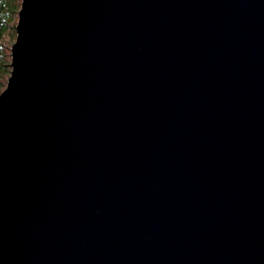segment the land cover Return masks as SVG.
Instances as JSON below:
<instances>
[{
  "label": "water",
  "instance_id": "1",
  "mask_svg": "<svg viewBox=\"0 0 264 264\" xmlns=\"http://www.w3.org/2000/svg\"><path fill=\"white\" fill-rule=\"evenodd\" d=\"M0 93V264H264V0H21Z\"/></svg>",
  "mask_w": 264,
  "mask_h": 264
},
{
  "label": "trees",
  "instance_id": "2",
  "mask_svg": "<svg viewBox=\"0 0 264 264\" xmlns=\"http://www.w3.org/2000/svg\"><path fill=\"white\" fill-rule=\"evenodd\" d=\"M19 1L21 2V0ZM13 4L15 5L14 1ZM13 4L12 0H0V69L7 72V74L11 71V65L10 63L1 64V62H5L8 58L11 60V47L10 44L6 42V39L9 34H16V24L19 11L17 8L14 9ZM6 84L7 81H5V79L1 81L0 93L6 87Z\"/></svg>",
  "mask_w": 264,
  "mask_h": 264
},
{
  "label": "rangeland",
  "instance_id": "3",
  "mask_svg": "<svg viewBox=\"0 0 264 264\" xmlns=\"http://www.w3.org/2000/svg\"><path fill=\"white\" fill-rule=\"evenodd\" d=\"M13 1H14L15 5L13 4ZM18 1L19 0H12L13 7H14V9L17 8V10H19V8L21 6V2L20 1L18 2ZM15 20H16V16H15ZM17 20H18V17H17ZM15 38H16V34H13V35L9 34V36L7 37L6 42L10 44V47L12 46L13 42L15 41ZM10 53H11V51H10ZM10 61H11L10 58H8V59L5 60V62H1V64L2 63H7L8 64V63H10ZM9 75H10V73L7 74V72H4L2 69H0V84H1V81L4 80V79H5V81H7Z\"/></svg>",
  "mask_w": 264,
  "mask_h": 264
}]
</instances>
